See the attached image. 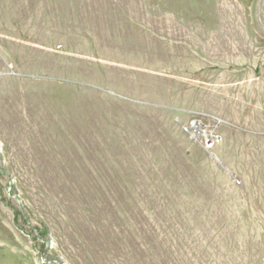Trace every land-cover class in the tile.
<instances>
[{
    "label": "rangeland",
    "instance_id": "374dc122",
    "mask_svg": "<svg viewBox=\"0 0 264 264\" xmlns=\"http://www.w3.org/2000/svg\"><path fill=\"white\" fill-rule=\"evenodd\" d=\"M250 168L264 0H0V264H264Z\"/></svg>",
    "mask_w": 264,
    "mask_h": 264
},
{
    "label": "built area",
    "instance_id": "2783aa9c",
    "mask_svg": "<svg viewBox=\"0 0 264 264\" xmlns=\"http://www.w3.org/2000/svg\"><path fill=\"white\" fill-rule=\"evenodd\" d=\"M201 128V125L200 124H197L196 121L191 123L189 126H184V129L187 131V132H190V131H199L201 132L200 130Z\"/></svg>",
    "mask_w": 264,
    "mask_h": 264
},
{
    "label": "crops",
    "instance_id": "0c3cea01",
    "mask_svg": "<svg viewBox=\"0 0 264 264\" xmlns=\"http://www.w3.org/2000/svg\"><path fill=\"white\" fill-rule=\"evenodd\" d=\"M252 124H253V122H252L251 120L248 121V122L245 124V126H246L245 128L248 129V130H250L251 127H252ZM247 141H250V139H248ZM247 141L245 142L246 148H247V149H248V148L250 149V148H251V145H250L251 142H250V144H249V142H247ZM243 150H244V148H243ZM249 171H264V170H261V169H259V170H258V169H255V170H254V169H251V168H250Z\"/></svg>",
    "mask_w": 264,
    "mask_h": 264
}]
</instances>
